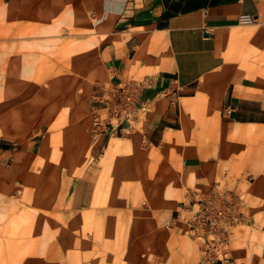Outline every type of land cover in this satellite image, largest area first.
Segmentation results:
<instances>
[{"label":"rangeland","instance_id":"1","mask_svg":"<svg viewBox=\"0 0 264 264\" xmlns=\"http://www.w3.org/2000/svg\"><path fill=\"white\" fill-rule=\"evenodd\" d=\"M59 12L23 10L17 22L0 10V264H205L199 243L172 224L193 188L177 174L183 150L232 152L226 182L214 184L238 204L223 264H264V157L248 158L264 149V134H228L219 115L221 84L234 72L236 83L264 92V24L240 23L227 34L223 64L189 99V126L167 143L160 171L158 159L139 158L159 149L142 141L139 124L130 139L128 127L92 131L98 86L107 83L97 62L82 60L93 49L81 40L95 34L80 16ZM144 110L149 103L140 118Z\"/></svg>","mask_w":264,"mask_h":264},{"label":"crops","instance_id":"2","mask_svg":"<svg viewBox=\"0 0 264 264\" xmlns=\"http://www.w3.org/2000/svg\"><path fill=\"white\" fill-rule=\"evenodd\" d=\"M0 10H10L17 22L23 10L49 17L66 10L67 16L82 18V27L95 35L81 40L82 46L90 43L93 49L92 54L89 49L83 52L81 58L97 62L107 83L98 86L99 94L115 86L132 92V110L119 121L128 127L129 139L135 125L141 126L142 141L159 149L146 148L139 158L158 159L160 171L167 166V143L179 140L189 126V99L223 64L227 34L243 17L264 24V0H0ZM236 81L234 72L221 84L220 123L228 134L263 135L264 92L249 90L255 87ZM148 103L150 111L144 110L140 118L138 112ZM117 140L110 141L108 149L112 144L117 146ZM263 157V145L248 155L257 160ZM232 158L231 151L213 157L183 150L177 174L182 186L193 187L185 194H203L215 182H226L224 161ZM82 182L85 190H93L91 184ZM91 201V195L84 198V210L92 207ZM261 252L264 255V244ZM232 256L236 257L235 251Z\"/></svg>","mask_w":264,"mask_h":264},{"label":"built area","instance_id":"3","mask_svg":"<svg viewBox=\"0 0 264 264\" xmlns=\"http://www.w3.org/2000/svg\"><path fill=\"white\" fill-rule=\"evenodd\" d=\"M243 17L240 23L251 22ZM92 107V131L117 130L122 125L120 117L132 110V92L126 87L115 86L97 96ZM113 120H116L114 125ZM237 197L215 187L201 194L196 191L185 194L172 224H179L191 240L199 243L200 259L205 264L227 263L229 260L228 228L233 225ZM236 205V206H235Z\"/></svg>","mask_w":264,"mask_h":264}]
</instances>
